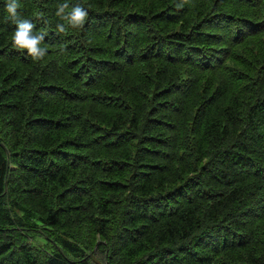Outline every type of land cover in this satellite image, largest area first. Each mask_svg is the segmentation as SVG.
<instances>
[{"label":"trees","instance_id":"16d2710c","mask_svg":"<svg viewBox=\"0 0 264 264\" xmlns=\"http://www.w3.org/2000/svg\"><path fill=\"white\" fill-rule=\"evenodd\" d=\"M6 2L0 264H264V0Z\"/></svg>","mask_w":264,"mask_h":264},{"label":"clouds","instance_id":"9594fccd","mask_svg":"<svg viewBox=\"0 0 264 264\" xmlns=\"http://www.w3.org/2000/svg\"><path fill=\"white\" fill-rule=\"evenodd\" d=\"M20 7L18 0H7L6 12L7 19H11L16 24L15 32L12 36L13 46L19 50H27V53L34 59L40 60L46 54V48L41 47L44 39V33H37L34 31L35 25L28 19H23L18 12ZM68 4L64 3L58 7L57 15L62 20L67 21L68 25L72 28H83L84 23L88 17V11L77 5L66 12ZM59 32H65V25H57Z\"/></svg>","mask_w":264,"mask_h":264}]
</instances>
